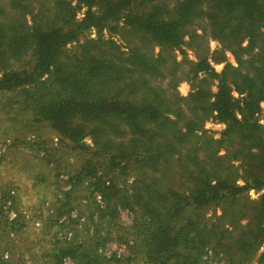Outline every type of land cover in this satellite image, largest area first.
<instances>
[{"label": "trees", "instance_id": "obj_1", "mask_svg": "<svg viewBox=\"0 0 264 264\" xmlns=\"http://www.w3.org/2000/svg\"><path fill=\"white\" fill-rule=\"evenodd\" d=\"M80 1L103 13L95 18L89 12L77 23L74 7L60 0L58 23L30 25L23 20L15 27L0 23V93L20 92L33 103L38 118L50 121L71 141L84 137L79 115L101 124L119 121L129 129L128 143L119 144L121 151L111 161L124 162L123 169L133 168L135 178L128 187L118 188L101 177L95 190L105 200L110 192L116 197L113 202L139 211L147 225L146 255L152 264H202L208 254L225 256L235 264L237 258L255 253L264 244V194L252 200L248 192L264 189V126L256 119L264 102V0H182L174 16L163 15L160 5L135 12L148 0ZM196 17L206 19L212 39L237 62V67L227 65L219 75L207 60L201 62L206 68L198 71L218 79L217 92L198 88L187 100L194 111L206 112L226 125L219 139L207 136L196 120H186L177 128L181 109L166 106L147 82L138 85L151 97L145 93L129 100L116 92L109 99L101 98L91 82L101 60L90 56L89 70L80 74L59 58L61 50L77 42L83 28L97 19H124L160 47L173 49L183 43L184 29ZM112 66L110 78L116 81L122 76ZM129 86L134 92L140 88ZM233 91L243 98L235 99ZM165 120L170 124L166 129ZM218 208L222 215L216 220L205 218L207 210ZM64 244L56 260L94 262L81 243ZM79 248L83 252L78 253ZM4 262L0 258V264ZM258 264H264V252Z\"/></svg>", "mask_w": 264, "mask_h": 264}, {"label": "rangeland", "instance_id": "obj_2", "mask_svg": "<svg viewBox=\"0 0 264 264\" xmlns=\"http://www.w3.org/2000/svg\"><path fill=\"white\" fill-rule=\"evenodd\" d=\"M59 1L0 0V23L13 27L23 20L30 25L49 20L58 23ZM66 1L74 7L77 23H82L89 12L95 18L103 13L80 0ZM181 1L148 0L135 12L160 5L163 15L174 16ZM184 32L183 43L169 49L152 42L124 19H97L83 28L77 42L61 50L59 58L68 69L80 74L89 70L90 56L101 60L91 79L92 90L100 93L101 98L109 99L118 92L119 97L140 99L146 92L138 84L147 82L166 106L181 109L183 115L177 128H182L186 120H196L202 122L207 136L219 139L226 125L206 112L194 111L187 100L198 88L211 94L217 92L218 79L198 71L200 67L206 68L201 62L207 60L217 75L227 65L237 67V62L230 51L212 39L205 18L196 17ZM242 57L247 60L245 54ZM111 65L122 76L116 81L110 78ZM130 84L139 86V92H134ZM232 95L237 100L243 98L236 91ZM82 116L79 115L78 122L84 137L71 141L50 121L38 118L33 103L20 92L0 93V258L6 261L4 264H73L68 257L62 262L56 260L65 241L81 243L89 249L92 264H152L146 255L147 225L139 211L113 202L116 197L110 192L105 200L95 190L103 180L101 177L114 181L118 188L128 187L135 178L133 168L123 169L124 162L111 161L112 155L121 151L119 144L128 143L129 129L119 121L108 119L107 124H101ZM170 119L175 120L174 116ZM256 119L264 126V102ZM169 126L165 120L164 129ZM95 128L99 130L94 131ZM263 194L264 189L248 192L252 200ZM112 211L116 214L112 215ZM221 215V208L205 212V218L213 221ZM12 221L15 224L10 227ZM83 249L79 248L78 253ZM263 252L264 244L255 253L237 258L235 264H258ZM228 261L225 256L208 254L203 256L202 264H229Z\"/></svg>", "mask_w": 264, "mask_h": 264}]
</instances>
